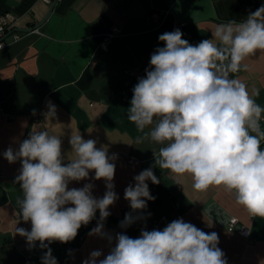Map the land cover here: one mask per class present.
<instances>
[{"label": "crops", "instance_id": "1", "mask_svg": "<svg viewBox=\"0 0 264 264\" xmlns=\"http://www.w3.org/2000/svg\"><path fill=\"white\" fill-rule=\"evenodd\" d=\"M262 5L264 0H62L44 21L51 5L41 0H0V17L13 20L14 29L31 30L17 33L21 36L17 42L9 36L8 45L0 50V264H42L47 251L38 241L36 247H30L26 238L15 233L16 228L30 231L31 223L21 219L16 203L23 197L15 182L21 163H9L3 156L9 147L18 150L32 131L41 130L60 136L65 164L75 158L69 143L74 130L84 139H95L97 148L104 147L109 156L117 157L112 182L119 199L109 207L111 214L104 221L112 243L88 235L97 226V210L74 240L49 245L58 264H83L94 250H100L98 259H103L115 246L118 233L138 238L142 229L163 230L178 218L206 233L216 232L227 264H264V218L250 217L222 187L194 190L191 176L182 185L175 184L168 170L155 166L153 151L158 152L161 145L150 140L137 143V137L144 134L128 120L132 90L138 83L129 72L149 68L151 54L164 46L159 35L179 28L183 39L197 45L212 38L218 23L243 21ZM153 11L162 13L159 23L149 18ZM113 28L122 35L104 51L100 43ZM245 62L249 70L230 74V78L241 79L249 91L258 90L254 99L264 107V52ZM50 103L55 106L52 116L47 115ZM40 114L42 118L37 119ZM261 127L264 129V119ZM150 167L160 180L159 184L146 181L156 199L147 201V209L142 211L146 219L121 228L127 213L141 214L133 212L124 199L125 188L134 186V177ZM93 177L90 172L88 179L70 182L69 189L92 183L93 196L102 198L105 181ZM209 210L237 217L250 228V239L219 225Z\"/></svg>", "mask_w": 264, "mask_h": 264}, {"label": "clouds", "instance_id": "2", "mask_svg": "<svg viewBox=\"0 0 264 264\" xmlns=\"http://www.w3.org/2000/svg\"><path fill=\"white\" fill-rule=\"evenodd\" d=\"M182 37L179 28L159 35L164 46L151 54L145 77L132 90L128 120L144 134L136 142L161 145L153 151L155 166L168 170L175 184L182 185L191 176L194 190L222 187L250 217L264 218V107L254 99L258 90L249 91L241 79L230 78L248 71L245 61L264 52V5L243 21L218 23L212 38L197 45ZM54 113L50 103L47 115ZM69 143L75 158L67 164L60 136L47 130L32 131L18 150L9 147L3 153L9 163H21L15 182L23 197L16 203L21 219L31 223L30 231L16 228L15 233L30 247L38 241L41 249H47L42 264H58L49 245L74 240L97 210V226L88 235L113 241L104 231V221L119 199L112 182L117 157L97 148L95 139H84L79 130L72 131ZM90 172L93 179L105 181L102 198L93 196L92 183L69 189L70 182L86 180ZM149 180L160 183L151 167L134 177V186L125 188L124 199L141 214L127 213L121 228L146 219L142 211L147 201L156 199ZM218 244L216 232L206 233L178 218L163 230L142 229L138 238L118 233L105 258L98 259L102 252L94 250L83 264H227Z\"/></svg>", "mask_w": 264, "mask_h": 264}, {"label": "built area", "instance_id": "3", "mask_svg": "<svg viewBox=\"0 0 264 264\" xmlns=\"http://www.w3.org/2000/svg\"><path fill=\"white\" fill-rule=\"evenodd\" d=\"M43 3L47 5H51L53 3V0H41ZM62 1V0H58ZM161 14L158 11H153L151 12L149 18L152 19L154 22L159 23V20L161 18ZM15 26H14V21L11 20L8 16H1L0 17V50L5 48L8 43H7V38L9 36L13 35L12 42H17L20 40L21 36L17 33H13L9 35L10 33L13 32ZM122 35V31L118 28H113L110 32L106 33L102 41L100 43V48L104 51H108L109 44L111 43L112 40L115 38L119 37ZM129 74L133 77H135L137 80L139 78L145 77L146 72L144 69H136ZM42 118V114L37 116V119ZM209 214L212 215V217L225 229H227L229 232H237L241 237H243L246 240L250 239L251 236V230L248 226L241 224L240 220L231 215H227L224 212L220 211H211L209 210ZM256 218V217H252Z\"/></svg>", "mask_w": 264, "mask_h": 264}, {"label": "water", "instance_id": "4", "mask_svg": "<svg viewBox=\"0 0 264 264\" xmlns=\"http://www.w3.org/2000/svg\"><path fill=\"white\" fill-rule=\"evenodd\" d=\"M57 2H58V0H53V3L51 4L50 12H49L48 16L45 18L44 21H46V20L50 17V15L53 13V11H54V9H55V7H56V5H57ZM43 23H44V22H42V24H43ZM42 24H40L39 26H37L36 29L40 28ZM27 31H31V30H25V29H19V28H16V29H14L13 32L10 33L9 35H11V34H13V33L27 32Z\"/></svg>", "mask_w": 264, "mask_h": 264}]
</instances>
